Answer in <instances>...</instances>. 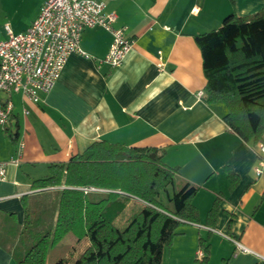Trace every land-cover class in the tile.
<instances>
[{
  "label": "crops",
  "instance_id": "obj_1",
  "mask_svg": "<svg viewBox=\"0 0 264 264\" xmlns=\"http://www.w3.org/2000/svg\"><path fill=\"white\" fill-rule=\"evenodd\" d=\"M42 3L31 0L23 24L11 30H26ZM106 6L116 15L114 25L127 27L133 49L115 69H99L92 59L70 55L40 103L21 93L11 95L10 121L0 127V162L12 157L19 162L8 165L0 184V210L14 213L21 223V197L38 192L32 183L48 176L51 165L68 162L94 142L157 147L165 150L162 160L178 169L180 180L200 187L193 200L199 222L178 229L161 264H196L198 252L204 253L199 239H207L209 232L208 264H264V175L256 176L254 169L264 141L246 143L226 123V105L203 100L207 80L194 41L220 28L230 13L243 17L260 11L264 0H115ZM82 33L80 46L90 56L108 54L110 32L96 26ZM16 126L13 141L10 132ZM227 169L236 176L235 186ZM217 197L222 200L212 228L205 221ZM69 235L75 236L67 240L71 246L79 242L67 252V264H73L90 241ZM0 264L17 262L0 247Z\"/></svg>",
  "mask_w": 264,
  "mask_h": 264
},
{
  "label": "trees",
  "instance_id": "obj_2",
  "mask_svg": "<svg viewBox=\"0 0 264 264\" xmlns=\"http://www.w3.org/2000/svg\"><path fill=\"white\" fill-rule=\"evenodd\" d=\"M194 41L207 80L203 100L223 102L226 123L246 143L263 142L264 7L243 17L230 13L220 28ZM17 136L18 126L10 132L13 141ZM164 155L157 147L97 141L68 162L51 165L48 176L32 183L38 192L21 197V223L14 213L0 210V247L17 264H47L49 248L74 234L90 241L74 264H161L178 229L199 222L193 200L200 190L180 180L178 169L164 164ZM228 173L235 186L236 176ZM80 187L106 191L86 194ZM133 199L142 207L118 226ZM221 200L217 197L207 214L205 223L212 228ZM210 235L199 239L205 254L196 264L209 263Z\"/></svg>",
  "mask_w": 264,
  "mask_h": 264
},
{
  "label": "built area",
  "instance_id": "obj_3",
  "mask_svg": "<svg viewBox=\"0 0 264 264\" xmlns=\"http://www.w3.org/2000/svg\"><path fill=\"white\" fill-rule=\"evenodd\" d=\"M40 13L24 31L13 32L0 42V127L8 125L14 103L13 93H21L25 100L40 103L50 93L63 71L67 58L78 54L96 61L99 69L119 68L134 47L127 27H116V15L107 12V4L115 0H42ZM96 26L112 34L108 54L95 59L80 46L83 31ZM21 148L17 156L21 154ZM18 158L0 162V184L6 181L8 165ZM256 176L264 175V153L256 167ZM84 193L105 192L96 187H80ZM240 250H244L238 244ZM203 251L198 252L201 259Z\"/></svg>",
  "mask_w": 264,
  "mask_h": 264
},
{
  "label": "rangeland",
  "instance_id": "obj_4",
  "mask_svg": "<svg viewBox=\"0 0 264 264\" xmlns=\"http://www.w3.org/2000/svg\"><path fill=\"white\" fill-rule=\"evenodd\" d=\"M30 3L31 0H0V40L7 37V27L14 28L17 23L19 25L23 24V17L27 14V7H29ZM164 196L165 195H163V197ZM161 199H163L162 201L164 203L166 202V199ZM141 207L142 202L133 199V201L129 203L126 216L117 221L118 226H125L126 219L134 214V212H137ZM70 238L73 239L75 236L67 235L62 240L57 241L54 246L49 248L47 264H57L58 261L63 259L65 264L69 262L67 252L69 253V251H72L73 246L77 247V244L79 243L76 241V244L71 246L72 243L67 242ZM79 245L81 246L82 244Z\"/></svg>",
  "mask_w": 264,
  "mask_h": 264
}]
</instances>
